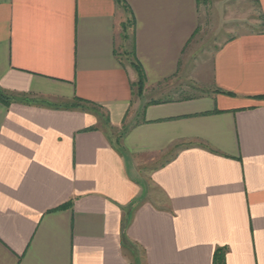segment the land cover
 Returning <instances> with one entry per match:
<instances>
[{
  "label": "crops",
  "instance_id": "0c3cea01",
  "mask_svg": "<svg viewBox=\"0 0 264 264\" xmlns=\"http://www.w3.org/2000/svg\"><path fill=\"white\" fill-rule=\"evenodd\" d=\"M197 1L0 0V264H264V0L171 97Z\"/></svg>",
  "mask_w": 264,
  "mask_h": 264
},
{
  "label": "rangeland",
  "instance_id": "374dc122",
  "mask_svg": "<svg viewBox=\"0 0 264 264\" xmlns=\"http://www.w3.org/2000/svg\"><path fill=\"white\" fill-rule=\"evenodd\" d=\"M199 19V27L185 51L184 58L188 61L189 68L187 70L184 68L174 80L165 82L166 84L163 85V88L168 89L167 92L171 94L168 95L171 97L178 98L198 93L199 90L192 84L196 83V71L191 66L198 67L201 64L207 66L214 49L224 39L238 33L262 28L256 0H200ZM128 29L125 52L121 54L123 61L132 60L130 54L131 31L130 28ZM134 90L136 91V88ZM114 134L113 139L117 136V133ZM143 183L149 189L148 182L144 181ZM126 252L133 264H141L139 249L128 248Z\"/></svg>",
  "mask_w": 264,
  "mask_h": 264
},
{
  "label": "trees",
  "instance_id": "16d2710c",
  "mask_svg": "<svg viewBox=\"0 0 264 264\" xmlns=\"http://www.w3.org/2000/svg\"><path fill=\"white\" fill-rule=\"evenodd\" d=\"M119 2L120 0H116ZM198 4H200V0L197 1ZM133 54V53H132ZM133 67L135 68L137 72V80L135 83H132V87L136 88V93L137 95H140L143 91L144 84H145V73L143 71L142 66L140 63L136 60L132 62ZM9 98L3 93V91L0 89V100L5 103V105L9 104ZM74 107H81V106H86L88 108H93L96 109L97 106L94 104H91L90 102L87 101H82V100H76V102L72 105ZM70 203L66 204L67 206ZM65 205V206H66ZM224 256H223V249L217 248L213 254V264H223Z\"/></svg>",
  "mask_w": 264,
  "mask_h": 264
}]
</instances>
